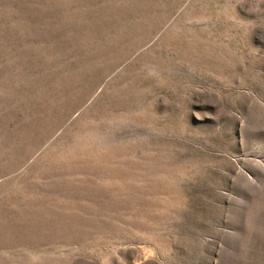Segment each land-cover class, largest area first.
<instances>
[{"label":"rangeland","instance_id":"rangeland-1","mask_svg":"<svg viewBox=\"0 0 264 264\" xmlns=\"http://www.w3.org/2000/svg\"><path fill=\"white\" fill-rule=\"evenodd\" d=\"M0 264H264V0H0Z\"/></svg>","mask_w":264,"mask_h":264}]
</instances>
